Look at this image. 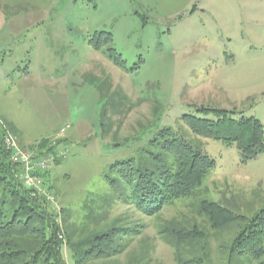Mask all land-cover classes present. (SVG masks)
<instances>
[{
    "label": "rangeland",
    "instance_id": "1",
    "mask_svg": "<svg viewBox=\"0 0 264 264\" xmlns=\"http://www.w3.org/2000/svg\"><path fill=\"white\" fill-rule=\"evenodd\" d=\"M97 31L112 33L127 69L93 47ZM201 108L264 124V0H0V157L7 133L22 149L67 146L44 180L74 245L64 247L68 264H78L77 244L113 228H130L117 238L125 251L85 264H178L176 250L191 258L204 243L203 264L264 262L231 253L245 222L215 229L200 212L203 200L249 219L264 209V153L243 162L235 144L201 138L216 166L193 196L159 215L106 178L164 128L198 138L183 116L215 119ZM0 205L11 219L1 181ZM179 226L204 236L178 248L170 227Z\"/></svg>",
    "mask_w": 264,
    "mask_h": 264
},
{
    "label": "trees",
    "instance_id": "2",
    "mask_svg": "<svg viewBox=\"0 0 264 264\" xmlns=\"http://www.w3.org/2000/svg\"><path fill=\"white\" fill-rule=\"evenodd\" d=\"M112 41V33L97 31L90 43L95 49L107 53L117 66L127 69L126 60L111 45ZM200 111L206 114L214 112L215 119L190 114L183 116L184 122L198 138L190 141L175 128H164L139 157L117 161L110 167L106 176L108 181L116 189L127 185L133 203L145 214L159 215L176 199L193 196L202 185L207 174L216 166V160L203 150L204 141L201 138L235 144L243 155V162L264 153V124L258 118L242 116L236 119L233 117L235 111L226 109L201 108ZM48 143L49 140L43 141L41 146L46 148ZM153 147L159 151L152 153L150 149ZM0 173H3L0 181L5 194L14 204L11 219L0 205V264H68L64 247H74L71 235L67 236L63 222L50 209L45 197L35 194L20 180L19 170L11 160V150L5 139ZM200 212L208 217L215 229L238 221L245 222L230 247L231 253L249 255L256 260L264 256V209L249 219L217 202L203 200ZM170 229L178 236L174 241L178 248L182 242H195L196 235L204 236L195 226L187 231L180 226ZM129 231L130 228H113L107 233H91L90 239L77 244L73 256L79 257L78 264H85L90 260L123 253L127 246L117 244V238ZM205 244L199 248L201 253L191 258H184L181 251L176 250L178 264H203L207 257Z\"/></svg>",
    "mask_w": 264,
    "mask_h": 264
},
{
    "label": "built area",
    "instance_id": "3",
    "mask_svg": "<svg viewBox=\"0 0 264 264\" xmlns=\"http://www.w3.org/2000/svg\"><path fill=\"white\" fill-rule=\"evenodd\" d=\"M9 143L10 140H8ZM62 153V150H61ZM56 156L53 153H49L45 157H36L28 150H22L20 148H16V151L13 155L14 162L20 163L25 167V172L22 175L27 182V184L31 187L40 189V185L42 183L41 178L38 176H33L31 174V170H44L49 168L51 163L55 160ZM48 198L50 200H54V197L48 194Z\"/></svg>",
    "mask_w": 264,
    "mask_h": 264
}]
</instances>
